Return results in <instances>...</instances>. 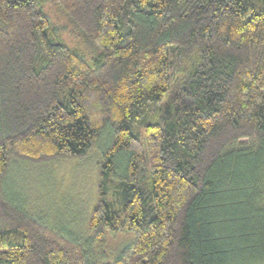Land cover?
<instances>
[{"label":"trees","instance_id":"1","mask_svg":"<svg viewBox=\"0 0 264 264\" xmlns=\"http://www.w3.org/2000/svg\"><path fill=\"white\" fill-rule=\"evenodd\" d=\"M96 144L88 240L8 194ZM0 264H264V0H0Z\"/></svg>","mask_w":264,"mask_h":264},{"label":"rangeland","instance_id":"2","mask_svg":"<svg viewBox=\"0 0 264 264\" xmlns=\"http://www.w3.org/2000/svg\"><path fill=\"white\" fill-rule=\"evenodd\" d=\"M48 8L53 19L68 24L61 9L54 5ZM62 34L75 43L79 39L72 24ZM107 144L94 145L82 158L60 157L44 162L13 160L9 174L15 177L6 179V190L17 201L26 202L29 206L24 205L27 210L43 218L56 230L88 240L91 237L87 228L88 219L98 203L99 163ZM135 240V234L133 237L111 235L102 248L103 253L111 259ZM98 250L94 242L92 252L97 254Z\"/></svg>","mask_w":264,"mask_h":264}]
</instances>
